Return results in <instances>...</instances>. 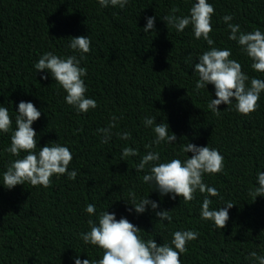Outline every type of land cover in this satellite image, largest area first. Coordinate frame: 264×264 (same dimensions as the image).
<instances>
[{
    "label": "trees",
    "instance_id": "trees-1",
    "mask_svg": "<svg viewBox=\"0 0 264 264\" xmlns=\"http://www.w3.org/2000/svg\"><path fill=\"white\" fill-rule=\"evenodd\" d=\"M210 2L215 10L213 46L230 48L242 71L264 78V72H254L239 46L227 39L220 19L232 14L231 22L243 30L264 31V0ZM188 7L189 0H129L124 9L101 8L97 0H0V103L11 115L20 100L32 101L41 110L32 125L40 135L39 145L67 143L74 153L69 167L77 170L74 180L53 177L47 188L27 183L11 190L0 186V264H72L69 258L77 253L81 259L97 258L101 251L83 245L76 235L86 229L85 202L95 203L97 209L109 206L117 218L125 215L158 244L177 228L195 229L198 236L187 245L182 264H249L245 257L250 251L264 255V197L249 195L256 170L264 168V92L248 115L224 110V104L218 106L219 116L207 109L210 94L215 98L213 86L193 91L196 76L190 67L210 46L194 39L190 28L177 33L159 18L186 14ZM146 16L157 17L149 33L141 30ZM76 35L90 38V51L81 63L87 68V94L97 101L96 109L82 114L63 102V90L55 81L40 79L32 68L44 51L71 54L66 44ZM109 113L122 114L113 131H130L129 141L114 135L107 144L99 143L94 130L107 123ZM144 114L167 121L177 143L188 140L219 149L224 169L204 180L223 197H212L210 207L233 203L222 229L200 220L199 192L187 203L149 193L160 208L170 210L172 223L157 221L151 212L137 216L124 211L121 198L128 190L150 191L139 185L137 158L126 162L119 155L125 143L135 146L138 154L145 151L152 133L140 122ZM8 143V134H0V170L17 158L4 151ZM156 150L167 158L180 154V144Z\"/></svg>",
    "mask_w": 264,
    "mask_h": 264
},
{
    "label": "clouds",
    "instance_id": "clouds-1",
    "mask_svg": "<svg viewBox=\"0 0 264 264\" xmlns=\"http://www.w3.org/2000/svg\"><path fill=\"white\" fill-rule=\"evenodd\" d=\"M97 3L101 8L113 6L124 9L129 0H97ZM214 12L210 0H189L186 14H166L159 18L177 33L183 32L186 27L190 28L194 39H202L210 46L198 54L190 67L196 76L193 91L207 89L209 84L213 86L215 98L210 94L206 102L207 109L214 116H219L221 110L218 106L224 104L227 106L224 110L248 115L258 107L257 101L264 92V78L249 76L242 71L240 61L233 57L230 48L213 46L210 33L213 31ZM172 13H175V9H172ZM156 18L146 16L141 30L144 33L155 30ZM220 19L228 30L227 39L234 41L239 51L251 61L250 68L254 72H264V31L260 28L243 30L239 23L231 22L232 14H224ZM70 37L66 47L71 50V54L58 55L51 50L44 51L33 62L32 68L35 73H40V79L50 77L55 81L63 90V102L76 113L82 114L97 108L96 99L87 94V68L81 63L90 51V38L88 35ZM40 116L41 110L30 100H20L11 115L9 108L0 103V134H8L9 141L4 151L17 157L0 170V186L7 190L25 183L47 188L53 177L63 175L68 180H74L77 176V170L69 167L74 153L67 143L55 140L39 145L40 135L32 125ZM122 118V114L109 113L107 123L94 130L99 143L107 144L114 135L122 141L131 139L128 130L113 131ZM140 122L152 133L150 140L143 145L145 151L138 154L135 146L125 143L120 147L119 155L120 160L126 162L129 157L137 158L134 170L139 185H146L150 191L144 194L128 190L126 197L121 198L125 204L124 211L137 216L151 212L157 221L172 223L170 210L160 208L157 200L149 198V193L155 191L159 197L167 196L170 200L179 197L180 201L187 203L199 192L203 194L199 202L200 220L222 229L229 219V209L233 203L225 201L218 207H210L212 197H223H219L216 187L204 180L206 175L221 173L224 169V157L219 149L188 140L177 143V137L167 121L161 119L157 122L156 116L144 114ZM177 144H180V154L173 153L167 158L156 150V146ZM261 169L264 168L256 170L255 186L249 189V195L254 198L264 197V171ZM108 207L97 209L95 203L85 202L82 211L87 214L86 229L76 235L83 245L93 246L102 254L93 259L88 255L81 259L76 252L69 258L72 264H182L187 245L198 236L193 228H177L171 231L170 239L163 238V242L158 244L152 236L145 237L141 228L125 215L121 214L117 218L116 212L108 211ZM245 259L249 264H264V255L256 251H250Z\"/></svg>",
    "mask_w": 264,
    "mask_h": 264
}]
</instances>
